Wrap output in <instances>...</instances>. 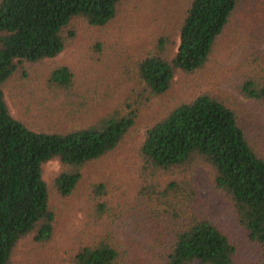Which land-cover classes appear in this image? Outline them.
I'll return each instance as SVG.
<instances>
[{"label": "trees", "instance_id": "obj_1", "mask_svg": "<svg viewBox=\"0 0 264 264\" xmlns=\"http://www.w3.org/2000/svg\"><path fill=\"white\" fill-rule=\"evenodd\" d=\"M126 1L0 0V264H242L217 213L228 204L264 263V151L242 120L245 103L228 92L162 100L132 148L126 137L140 104L125 111L107 97L96 102L100 110L88 108L72 89L67 63L40 71L50 116L59 110L73 126H35L11 112L5 94L14 76L27 82L30 68L54 61L75 42L80 24H115ZM176 25L175 38L134 61L135 93L153 104L182 77L220 70L218 53L226 50L235 56L228 74L236 76V93L249 101L253 128L264 136V0H185ZM59 91L68 95V111L57 104ZM110 153L117 154L115 169L88 184L80 222L68 221L63 254L54 257L59 213L52 196H71L83 168ZM52 159L61 168L49 183L43 164ZM119 214L151 231L146 243L117 240L112 221ZM25 240L34 254L27 261L17 258Z\"/></svg>", "mask_w": 264, "mask_h": 264}, {"label": "rangeland", "instance_id": "obj_2", "mask_svg": "<svg viewBox=\"0 0 264 264\" xmlns=\"http://www.w3.org/2000/svg\"><path fill=\"white\" fill-rule=\"evenodd\" d=\"M132 1L125 2L121 18L115 24H110L109 27L100 30L80 24V32L75 42L68 45L53 59L54 61H46L41 66L34 65L30 68L29 75L25 77L27 82L14 76V83L7 88L5 94L11 112L35 126L38 124L52 127L53 123L57 127L73 126L71 123L73 118L71 122L67 121L59 113V110H56L55 116H50L49 106L52 107L53 103L47 101V96L50 98V94L44 87L42 72L40 71V69L53 63H67L74 72L72 89L78 93L81 92L88 108L95 105L96 109L100 110L101 107L96 105V102L107 99V97H109L111 105L118 104L125 111H128L131 105L138 109L137 104H140V110H138L135 118V127L130 132V136L126 137L128 142L126 147L132 148L133 142L139 139L141 133L139 128L142 127L141 125L145 120L158 114L162 100L168 105L176 101L177 95L191 96L200 90L210 89L218 92L224 90L233 98L245 103V107L240 112L243 117L242 120L248 131L251 132L253 141L264 151V136L260 131L253 128L250 120L251 105L246 98L238 97L236 76L228 74L230 67H234L235 56H229L225 52L226 50L220 49L218 53V60L224 64L220 70L215 71L209 68L192 77H182L174 83L165 95L154 100L153 104V101L150 103L149 100L140 97V93H135L140 90V87L133 86L135 83L134 61L143 54L145 48H151L155 43L165 42V38L168 41L171 40V37L175 38L177 34L176 23L182 15L185 0H135L134 3ZM97 35L100 37L96 38ZM96 41H100L99 46L102 47V51L98 44H95ZM114 90L118 92H113ZM66 96L68 95L65 92L59 91L57 104L68 111L71 102ZM147 103L150 104L147 106ZM116 155V153H110L84 167L83 176L71 196H52L51 201L59 213L55 229L56 236L52 241L54 247L49 250L54 257L63 254L59 247L64 242L63 231L68 225V221L72 219L71 225L73 227H77L80 222L79 217L82 216L80 201L83 194L88 190V184L115 169V167H110L117 160ZM120 155L122 156V154ZM60 168L61 164L57 159L45 162L43 164L45 181L50 183ZM120 175V177L124 176L123 165H121ZM220 207L217 213L220 214V219L225 224L231 240L235 244L236 258L242 261V264H264L258 246L248 238L244 229L237 223L229 210V204ZM112 222H115L113 225L115 236L117 240H121V244L124 246L132 243L133 236L144 239L137 238V244L142 246L144 242L146 243V239L148 240L146 236L151 232L147 229L144 233L135 227L133 218H124L120 214L119 219L117 218ZM33 255L32 246L27 240L20 243L17 248V258L27 261ZM194 264L201 263L197 261Z\"/></svg>", "mask_w": 264, "mask_h": 264}]
</instances>
